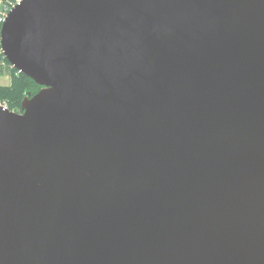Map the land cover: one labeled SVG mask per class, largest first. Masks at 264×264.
<instances>
[{
  "label": "water",
  "instance_id": "95a60500",
  "mask_svg": "<svg viewBox=\"0 0 264 264\" xmlns=\"http://www.w3.org/2000/svg\"><path fill=\"white\" fill-rule=\"evenodd\" d=\"M0 49V264H264V0H22Z\"/></svg>",
  "mask_w": 264,
  "mask_h": 264
},
{
  "label": "trees",
  "instance_id": "16d2710c",
  "mask_svg": "<svg viewBox=\"0 0 264 264\" xmlns=\"http://www.w3.org/2000/svg\"><path fill=\"white\" fill-rule=\"evenodd\" d=\"M4 73H8L10 76V84L8 86H0V100L8 103L10 111L22 112L21 102L27 93L34 95L41 87L14 69L10 70L8 67L0 68V76L4 75Z\"/></svg>",
  "mask_w": 264,
  "mask_h": 264
},
{
  "label": "built area",
  "instance_id": "2783aa9c",
  "mask_svg": "<svg viewBox=\"0 0 264 264\" xmlns=\"http://www.w3.org/2000/svg\"><path fill=\"white\" fill-rule=\"evenodd\" d=\"M22 0H3L1 3L0 8V31L2 23L4 22L7 14L11 11L16 5H18ZM9 68L10 70L13 69L9 63L6 62L5 58L3 57L0 49V68ZM0 107L3 109L9 110V105L6 101L0 100Z\"/></svg>",
  "mask_w": 264,
  "mask_h": 264
},
{
  "label": "rangeland",
  "instance_id": "374dc122",
  "mask_svg": "<svg viewBox=\"0 0 264 264\" xmlns=\"http://www.w3.org/2000/svg\"><path fill=\"white\" fill-rule=\"evenodd\" d=\"M10 84V76L8 73H4V75L0 76V86H8Z\"/></svg>",
  "mask_w": 264,
  "mask_h": 264
},
{
  "label": "crops",
  "instance_id": "0c3cea01",
  "mask_svg": "<svg viewBox=\"0 0 264 264\" xmlns=\"http://www.w3.org/2000/svg\"><path fill=\"white\" fill-rule=\"evenodd\" d=\"M3 0H0V8H1V3H2Z\"/></svg>",
  "mask_w": 264,
  "mask_h": 264
}]
</instances>
